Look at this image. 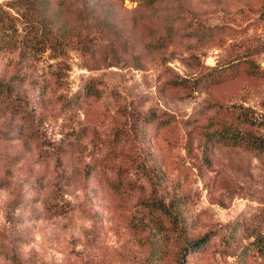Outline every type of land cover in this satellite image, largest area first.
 <instances>
[{
  "label": "rangeland",
  "instance_id": "obj_1",
  "mask_svg": "<svg viewBox=\"0 0 264 264\" xmlns=\"http://www.w3.org/2000/svg\"><path fill=\"white\" fill-rule=\"evenodd\" d=\"M0 16V264H264V0Z\"/></svg>",
  "mask_w": 264,
  "mask_h": 264
},
{
  "label": "trees",
  "instance_id": "obj_2",
  "mask_svg": "<svg viewBox=\"0 0 264 264\" xmlns=\"http://www.w3.org/2000/svg\"><path fill=\"white\" fill-rule=\"evenodd\" d=\"M221 121L224 122V119L222 118ZM246 121H247L246 118L242 119V123H245ZM233 122L234 121H232V123ZM232 126L233 124L223 126L222 129L217 131L218 136H220L222 139L226 138L227 140L235 141L234 142L235 144L245 145V147L247 146L252 149H256V150L264 149V137L262 138L259 134H254V133L243 135L241 134L242 132L239 131L242 129V125L234 128Z\"/></svg>",
  "mask_w": 264,
  "mask_h": 264
}]
</instances>
